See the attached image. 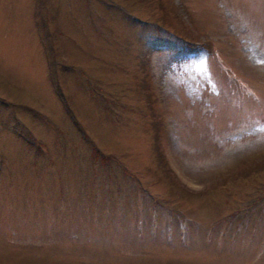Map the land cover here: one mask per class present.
<instances>
[{"label": "rangeland", "instance_id": "obj_1", "mask_svg": "<svg viewBox=\"0 0 264 264\" xmlns=\"http://www.w3.org/2000/svg\"><path fill=\"white\" fill-rule=\"evenodd\" d=\"M118 1L0 0V264H264V0Z\"/></svg>", "mask_w": 264, "mask_h": 264}, {"label": "trees", "instance_id": "obj_2", "mask_svg": "<svg viewBox=\"0 0 264 264\" xmlns=\"http://www.w3.org/2000/svg\"><path fill=\"white\" fill-rule=\"evenodd\" d=\"M103 1H105L106 4L110 7L112 6L121 7L123 9V6L119 3L118 0H103ZM158 28H159V32H158L159 34H156L157 39L155 40L156 42L153 50L154 51H156V49L162 50V49H166V47H168L167 49H169L170 47H172V51L168 54L169 57L164 61L163 66L161 65L160 67L162 75L166 71L172 72L173 70L176 69V67H178L177 66L178 64H180L181 62L182 63L186 62L192 54L198 53L201 49H205L207 53H209L210 51L211 47L209 45L211 42L209 41L208 38H205L203 41H196L186 36L180 35L175 31H173L174 33H172L171 31H166V33L164 34L162 33V29H161L162 27L159 26ZM215 51H217V48L215 49ZM56 87L58 88V91L60 93L59 86L57 85ZM95 101L97 102V105L100 107V109L103 112L104 111L107 112L105 114H107L108 116L111 114V109L109 105L107 106L106 104L107 99L104 92H103V96H101L99 99H95ZM150 106L151 105H149V107ZM80 135L85 140L87 145L89 144L90 149L93 150L92 148L95 147L93 146V143L91 142V139L89 138L88 134H86L84 130H81ZM91 152L92 154H96L99 153L100 151L98 149L97 151L93 150ZM156 152L158 154L156 155V157L160 159L159 157L160 153L158 151ZM255 189H256L255 191L257 192L259 191L260 193L258 196L254 195V198H252V200L242 209L231 211L228 214L224 215L223 218L230 219L231 217L237 215L239 212H242L244 214V211H247L250 207H252L255 204V202H257V200H264V189L258 187H256Z\"/></svg>", "mask_w": 264, "mask_h": 264}]
</instances>
